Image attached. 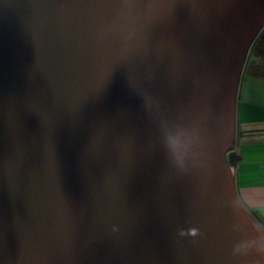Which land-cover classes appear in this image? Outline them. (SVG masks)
<instances>
[{"label": "water", "instance_id": "95a60500", "mask_svg": "<svg viewBox=\"0 0 264 264\" xmlns=\"http://www.w3.org/2000/svg\"><path fill=\"white\" fill-rule=\"evenodd\" d=\"M263 31L264 0H0V264H264L236 174Z\"/></svg>", "mask_w": 264, "mask_h": 264}, {"label": "crops", "instance_id": "0c3cea01", "mask_svg": "<svg viewBox=\"0 0 264 264\" xmlns=\"http://www.w3.org/2000/svg\"><path fill=\"white\" fill-rule=\"evenodd\" d=\"M237 132V151L243 158L236 168L238 189L264 223V40L255 45L246 65Z\"/></svg>", "mask_w": 264, "mask_h": 264}, {"label": "clouds", "instance_id": "9594fccd", "mask_svg": "<svg viewBox=\"0 0 264 264\" xmlns=\"http://www.w3.org/2000/svg\"><path fill=\"white\" fill-rule=\"evenodd\" d=\"M182 235L184 234L183 232L181 233ZM189 234L193 237L197 236L198 235V230L193 228L189 231ZM255 251L260 254V255H264V242L260 243ZM233 254L234 255H238V254H246V250H242L239 246L235 247L233 249Z\"/></svg>", "mask_w": 264, "mask_h": 264}, {"label": "trees", "instance_id": "16d2710c", "mask_svg": "<svg viewBox=\"0 0 264 264\" xmlns=\"http://www.w3.org/2000/svg\"><path fill=\"white\" fill-rule=\"evenodd\" d=\"M264 34L263 33H261V35L259 36V38L257 39V41L255 42V44H254V46H253V49H254V47H255V45H257V43L258 42H260L261 40H264ZM253 49H252V51H253ZM251 51V52H252ZM248 62V61H247ZM247 65V64H246ZM251 67V65H249V68ZM245 71V70H244Z\"/></svg>", "mask_w": 264, "mask_h": 264}]
</instances>
